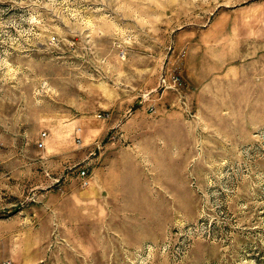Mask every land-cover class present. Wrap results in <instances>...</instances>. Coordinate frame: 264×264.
Instances as JSON below:
<instances>
[{
	"label": "rangeland",
	"instance_id": "1",
	"mask_svg": "<svg viewBox=\"0 0 264 264\" xmlns=\"http://www.w3.org/2000/svg\"><path fill=\"white\" fill-rule=\"evenodd\" d=\"M0 264H264V0H0Z\"/></svg>",
	"mask_w": 264,
	"mask_h": 264
},
{
	"label": "built area",
	"instance_id": "2",
	"mask_svg": "<svg viewBox=\"0 0 264 264\" xmlns=\"http://www.w3.org/2000/svg\"><path fill=\"white\" fill-rule=\"evenodd\" d=\"M44 135H45V134H44ZM39 146H40V147L44 146L43 142L39 143ZM82 176H83V183H84L85 185L89 184V177L86 176V171H83V172H82Z\"/></svg>",
	"mask_w": 264,
	"mask_h": 264
}]
</instances>
